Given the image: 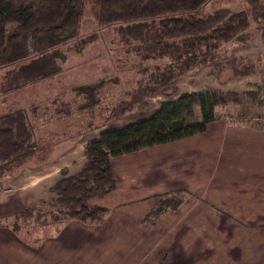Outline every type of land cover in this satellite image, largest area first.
Masks as SVG:
<instances>
[{"label": "trees", "instance_id": "1", "mask_svg": "<svg viewBox=\"0 0 264 264\" xmlns=\"http://www.w3.org/2000/svg\"><path fill=\"white\" fill-rule=\"evenodd\" d=\"M208 1L0 0V67L27 61L21 69L34 65L48 68L44 64L52 59L49 56H58L59 46L78 37L88 5L101 28H120L128 37L139 40L135 54L142 61L168 60L164 68L144 67V76L136 82V88L116 104L110 116L104 118L105 123L120 120L138 104L159 94L166 98L160 107L149 118L107 129L99 139L87 143L80 172L70 175L63 169L61 178L50 188L51 198L43 202L42 208L26 207L7 224L0 219V228L8 227L19 234L31 225L43 227L72 221L103 224L111 210L92 208L90 201L116 189L114 158L200 136L210 124L220 120L216 112L219 106L240 102L237 92L220 89L180 92L175 84L178 77L209 65L213 66L210 75L220 82L226 71L231 72L232 78L256 74L248 59H227L224 47L251 41L252 22L258 25L256 29L264 40V3L245 0L249 10L221 9L203 15L202 8ZM90 41L87 39L83 44ZM37 73L26 82L36 83L56 71ZM118 82L116 77H105L77 87L78 97L70 102L60 101L55 116L74 111L94 113L114 94ZM243 94L249 96L252 92ZM260 105L264 106V96ZM37 117V108L30 113L18 109L0 115V179L32 159L41 161L44 157L36 140ZM188 194L178 191L162 195L142 222L154 225L166 212L178 210Z\"/></svg>", "mask_w": 264, "mask_h": 264}, {"label": "rangeland", "instance_id": "2", "mask_svg": "<svg viewBox=\"0 0 264 264\" xmlns=\"http://www.w3.org/2000/svg\"><path fill=\"white\" fill-rule=\"evenodd\" d=\"M262 2L264 3V0ZM221 9L249 10V6L245 0H209L202 8V14L209 15ZM257 26L252 22V39L247 44L234 42L224 47L226 50L224 55L227 59H248L256 69V74L242 78H232L230 71L223 74L222 81L232 80L230 88L239 94L240 101L229 102L227 106H219L216 110L220 121L227 122L224 123L228 129H231V126L264 129V106L260 105L264 96V40L257 31ZM87 39L91 41L84 45ZM139 43V40L128 37L120 28L112 26L101 28L97 24L91 6L88 5L78 37L59 46L58 56H49L52 59L44 64L48 68L43 69L34 65L21 69L29 63L27 61L0 67V115L18 109L30 113L33 108H37L38 117L35 125L38 144L41 141L42 143L48 141V132L51 135L57 133V140L68 142L69 138L74 140L81 136L85 129L91 132L93 128L105 124L110 130L149 118L166 100L163 95L159 94L138 104L132 112L122 116L120 120H111L106 124L104 119L110 116L111 110L118 102L125 100L129 92H133L136 82L144 76L142 72L144 67L164 68L168 62L160 59L142 61L135 54L136 45ZM212 68L213 66L209 65L188 75H182L175 84L180 92L219 89L220 81L217 82L210 75ZM53 71L56 73L36 83L26 82L30 76L35 75V72H38L36 75H45ZM105 77H116L119 82L115 86L114 94L106 98L101 107L96 108L94 113L74 111L70 115L60 116L70 118L64 122L56 121L55 124L57 119L55 108H59L60 101L70 102L76 99L77 87ZM10 88L16 89L6 92ZM247 91H251L252 94L244 95L243 92ZM91 123L93 128L87 126ZM221 131L210 132L205 138H201L199 143L186 142L184 146L186 149L199 144L205 147V150L192 155L191 159L186 157L185 152L178 155L171 167L173 176L167 180L170 181L168 188L177 189L174 192L189 193L190 191L186 190V183L202 182L203 195L188 194L179 214L175 217L170 216L169 219L166 217L165 223L157 224L156 227L144 224L139 228L138 224L130 222L126 234L106 235L102 249L104 251L96 250L99 254L105 252L101 261L98 260L99 257L92 259V262L115 264V256H117L118 264H264L263 196L256 194L255 201H248L245 175L242 177L244 179L240 178L239 169L232 167L229 152L224 150L222 154H217L215 151V146L230 148V135L222 134L221 137ZM34 163L39 164L36 161ZM31 164L28 166L31 167ZM22 172L23 170L20 171V177L23 176ZM144 173L149 177L151 172L148 170ZM242 173L244 174V171ZM151 181L147 178L143 181L138 180L134 186L145 188L151 184ZM238 182L244 184L237 186ZM17 189L0 182L1 201L9 195H16ZM198 200L208 204L206 207L208 211L201 213L211 212L214 219L210 217L199 219L195 216L194 210L198 206ZM187 201L189 202L187 206L190 204L193 206L186 209ZM32 204L33 202L27 203L24 200L17 201L10 213L8 211L0 213L1 221L7 224L14 214L26 207H33ZM210 206L222 209V212L211 210ZM234 213L238 216H234ZM60 225L62 224L43 227L31 225L16 236L25 244L38 247L44 240L57 238L60 235L59 227H62ZM5 228L12 231L8 227ZM7 240L9 239H3V241ZM186 245L190 250L186 249ZM90 250L94 254L93 246ZM205 251H207L206 256Z\"/></svg>", "mask_w": 264, "mask_h": 264}, {"label": "crops", "instance_id": "3", "mask_svg": "<svg viewBox=\"0 0 264 264\" xmlns=\"http://www.w3.org/2000/svg\"><path fill=\"white\" fill-rule=\"evenodd\" d=\"M216 81L218 82V80ZM231 82L223 81L221 84L218 82L220 85L218 88L224 92L234 91L233 88H230ZM56 118L55 124L56 121L64 122L70 117ZM224 122L227 124L223 120L210 124L206 132L200 136L114 158L112 167L118 178L116 189L107 196L90 201L92 208L111 210L110 216L102 225L88 226L77 221L62 224L60 225L62 227H59L60 235L57 238L44 240L38 247L25 244L18 240L14 232L0 228V251H3L0 252V264H96L92 262V259L99 257L98 260L101 261L105 252L99 254L96 253V250L104 251L102 249L105 236L126 234L128 226L131 225L130 222L138 224L139 228H142L143 219L158 204L161 196L177 190L168 188L170 181H167L169 177L173 176L171 167L175 158L185 152L186 157L191 159L192 155L199 154L200 150H205V147H201L199 144L186 149L184 148L186 142L199 143L200 139L205 138L210 132L215 133L222 130L221 137L222 134L230 135V148L222 145L215 146V151L217 154H222L224 150L229 152L232 167H235L236 170L239 169L240 178L245 175L248 201H255L256 194H261L264 203V129L259 130L250 128V126H231V129H228ZM77 126L75 125V127ZM87 126L93 128L92 124ZM54 127L56 128V125ZM93 129L91 132L85 129L81 136L74 140L69 138L68 142L57 140V133L51 135L48 132V141L44 143L41 141L39 144L41 154L44 155L41 161L32 159L26 163L27 165H23L10 175H5L0 179L1 183L8 184L11 188H18L16 195H9L3 201L0 199V213L9 212L17 204V201L23 202V200L27 203L33 202L34 208H42L43 202L51 198L50 188L61 178L62 170L67 169L70 175L80 172L85 163L86 144L99 139L102 132L108 127L103 124ZM51 140L53 141L51 142ZM51 155L55 156L51 157ZM34 161L39 164H35ZM30 164L31 167L28 166ZM21 170H23L22 177L19 176ZM148 170L151 173L149 177H146L144 172ZM145 178L151 179V184L145 188L134 186L138 180L143 181ZM242 184L244 183L238 182L236 185ZM203 185L199 181H189L186 183V190L190 191L192 196L203 195ZM7 191H9L8 188ZM188 203L187 201L186 209L193 206L194 200L193 204L189 206H187ZM184 205L185 203L176 211L166 212L154 225H145L156 227L157 224L165 223L166 217L168 219L171 218L170 216L175 217ZM197 205L194 210L196 217L214 219L211 212L201 213V211H208L206 208L208 204L205 201L198 200ZM210 209L222 212V209L219 208L211 207ZM233 215L238 216L236 213ZM10 233H12L11 236ZM2 238L9 240L3 241ZM100 238L101 242H99ZM92 246L95 250L94 254L91 250L89 251ZM189 248L186 245V249L190 250ZM206 255L207 251H205ZM115 257V264H118L119 260L117 256Z\"/></svg>", "mask_w": 264, "mask_h": 264}]
</instances>
